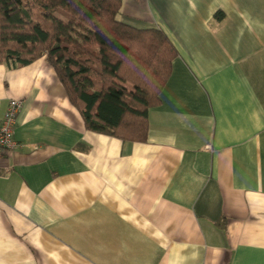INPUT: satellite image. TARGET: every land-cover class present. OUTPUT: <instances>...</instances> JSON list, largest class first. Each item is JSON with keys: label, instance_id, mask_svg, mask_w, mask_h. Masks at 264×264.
I'll return each instance as SVG.
<instances>
[{"label": "crops", "instance_id": "obj_1", "mask_svg": "<svg viewBox=\"0 0 264 264\" xmlns=\"http://www.w3.org/2000/svg\"><path fill=\"white\" fill-rule=\"evenodd\" d=\"M120 16L179 52L146 141L88 129L45 58L0 63V118L20 101L0 264H264V0H122Z\"/></svg>", "mask_w": 264, "mask_h": 264}, {"label": "trees", "instance_id": "obj_2", "mask_svg": "<svg viewBox=\"0 0 264 264\" xmlns=\"http://www.w3.org/2000/svg\"><path fill=\"white\" fill-rule=\"evenodd\" d=\"M121 8L122 0H0V63L45 58L88 129L146 141L179 52L163 30L123 22Z\"/></svg>", "mask_w": 264, "mask_h": 264}, {"label": "built area", "instance_id": "obj_3", "mask_svg": "<svg viewBox=\"0 0 264 264\" xmlns=\"http://www.w3.org/2000/svg\"><path fill=\"white\" fill-rule=\"evenodd\" d=\"M20 105L19 100H11L5 116L0 118V161L16 145L14 139L15 115Z\"/></svg>", "mask_w": 264, "mask_h": 264}, {"label": "rangeland", "instance_id": "obj_4", "mask_svg": "<svg viewBox=\"0 0 264 264\" xmlns=\"http://www.w3.org/2000/svg\"><path fill=\"white\" fill-rule=\"evenodd\" d=\"M32 15H33L34 18H36L39 21L43 20V14L41 12H39V11L32 10Z\"/></svg>", "mask_w": 264, "mask_h": 264}]
</instances>
